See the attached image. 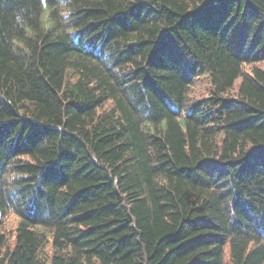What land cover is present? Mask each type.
<instances>
[{
	"label": "trees",
	"instance_id": "1",
	"mask_svg": "<svg viewBox=\"0 0 264 264\" xmlns=\"http://www.w3.org/2000/svg\"><path fill=\"white\" fill-rule=\"evenodd\" d=\"M0 264H264V0H0Z\"/></svg>",
	"mask_w": 264,
	"mask_h": 264
},
{
	"label": "bare ground",
	"instance_id": "2",
	"mask_svg": "<svg viewBox=\"0 0 264 264\" xmlns=\"http://www.w3.org/2000/svg\"><path fill=\"white\" fill-rule=\"evenodd\" d=\"M70 31V30H69ZM182 43V42H181ZM12 191V190H11Z\"/></svg>",
	"mask_w": 264,
	"mask_h": 264
}]
</instances>
